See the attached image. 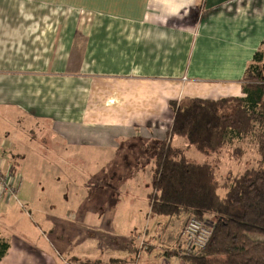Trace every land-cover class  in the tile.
<instances>
[{
    "label": "crops",
    "instance_id": "obj_1",
    "mask_svg": "<svg viewBox=\"0 0 264 264\" xmlns=\"http://www.w3.org/2000/svg\"><path fill=\"white\" fill-rule=\"evenodd\" d=\"M263 44L264 0H0V160L22 176L17 143L27 139L12 126L25 118L60 143L62 158L96 166L98 196L66 208L64 195L27 188L22 176L17 199L54 238L0 195L10 244L0 264H135L148 228L139 264H187L178 254L187 216L151 218L156 146L172 128V103L243 97ZM71 227L78 242L61 232Z\"/></svg>",
    "mask_w": 264,
    "mask_h": 264
},
{
    "label": "trees",
    "instance_id": "obj_2",
    "mask_svg": "<svg viewBox=\"0 0 264 264\" xmlns=\"http://www.w3.org/2000/svg\"><path fill=\"white\" fill-rule=\"evenodd\" d=\"M242 91L241 98L172 103V128L156 146L151 218L184 214L213 230L205 250L182 258L187 264H264V44L246 70ZM247 145L256 150V166L220 179L210 160L220 162L229 153L230 162L241 161ZM191 149L208 161L189 158ZM9 249L0 234V263Z\"/></svg>",
    "mask_w": 264,
    "mask_h": 264
},
{
    "label": "rangeland",
    "instance_id": "obj_3",
    "mask_svg": "<svg viewBox=\"0 0 264 264\" xmlns=\"http://www.w3.org/2000/svg\"><path fill=\"white\" fill-rule=\"evenodd\" d=\"M12 127L19 131L21 139H27V142L24 145L17 143V147L20 150V156L16 159V161L20 164L21 174L24 176V180L27 181V188H40L42 191L47 189L50 190L51 188L57 193H60V195H64L63 197L59 198V203L61 205L63 203L66 208L75 206L78 203V200L83 198L82 195L85 192L86 195H90L91 203H97L98 196L96 194L97 192H95V189L97 188L96 177L92 175V173H94L93 168L96 167L93 166L94 164H84L83 160L70 156L62 158L63 151L60 143L57 144L56 140L52 138H49V140L44 139V137L47 138V129L45 130V134L41 132V130L45 129L43 128V125L36 124L35 122L22 118V121H19L18 125H13ZM181 142L183 145L186 144V142L183 140ZM244 148L246 154L241 161L230 162L228 158L229 153H226L220 162L210 160L217 167L218 177L220 179L225 178L227 173L230 171V173L236 175L238 173L244 172L250 167L256 166L258 155L255 148L250 145H247ZM233 149L234 148H231L230 151H233ZM191 150L197 152L195 149ZM1 152H3V155L6 157H11L10 151H7V149H3ZM98 154V151H93V155L92 153L89 155L94 157ZM198 154L199 153L197 152L192 156H199V158H204L206 161H208L205 157ZM15 168V171L19 172L18 168ZM90 177L92 179H90ZM143 178H146V174L143 175ZM139 187H141V184H139ZM220 193L224 195L225 192L221 191ZM41 194L43 195L42 197L39 196V198L44 199V193ZM18 204L13 202L11 203L12 206H16L19 208V210L25 212V202L20 201V204ZM29 215L30 217H28ZM25 216H27L28 219ZM40 217L41 215H39V213H24V218L27 220V223L30 222L31 227L37 229V234L42 232L45 233L46 236H51V238H54V236H52L49 230L45 227V224ZM68 219L71 225L76 224L78 221V213L75 211V209L70 210ZM152 228L153 226L151 229ZM148 230L149 228L142 232V235L146 236L148 234ZM62 231L65 232L66 238H69L71 243L78 242L79 238L81 237V234L78 232L79 229H74L71 227L70 229L61 230V232ZM33 236L35 235H32V237ZM90 238H93V236H90ZM7 240L9 239L7 238ZM97 240H99V238ZM92 241L94 242V240ZM96 247H98V249H103L100 245H97ZM143 250L140 252V255L142 254ZM140 255L136 257L135 264H139V261L141 260Z\"/></svg>",
    "mask_w": 264,
    "mask_h": 264
},
{
    "label": "built area",
    "instance_id": "obj_4",
    "mask_svg": "<svg viewBox=\"0 0 264 264\" xmlns=\"http://www.w3.org/2000/svg\"><path fill=\"white\" fill-rule=\"evenodd\" d=\"M6 160H0V195L9 199H17L18 193L22 185V176L18 172L13 171L12 165H6ZM213 235L212 228L203 220L190 218L187 220L183 228L182 236L184 245L178 254L181 258L195 256L198 252L206 249ZM139 253L145 247V235L138 238Z\"/></svg>",
    "mask_w": 264,
    "mask_h": 264
}]
</instances>
